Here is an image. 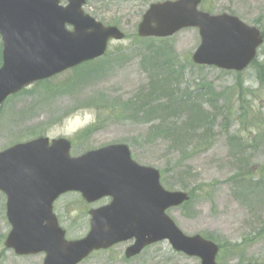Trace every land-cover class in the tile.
Masks as SVG:
<instances>
[{"label":"rangeland","instance_id":"rangeland-1","mask_svg":"<svg viewBox=\"0 0 264 264\" xmlns=\"http://www.w3.org/2000/svg\"><path fill=\"white\" fill-rule=\"evenodd\" d=\"M164 1L88 0L85 13L118 26L126 40L111 43L98 64L35 84L5 102L0 152L38 136L68 138L75 157L125 144L138 164L159 170L164 188L192 195L188 204L168 211L185 235H201L223 247L219 264H264V45L246 71L228 73L191 65L199 32L183 30L162 45L169 59L162 65L161 57L147 51L150 44L155 52L161 44L137 40L136 31L148 6ZM200 10L236 16L264 35V0H203ZM152 87L158 99L147 98ZM156 100L163 109L157 104L141 110ZM129 102L134 106L126 109ZM151 108L156 112L149 114ZM195 109L213 118L208 128L198 117V123L190 119ZM259 182V189L251 187ZM88 208L76 194L55 205L69 239L87 234ZM9 231L0 194V264H42L43 255L18 257L6 249ZM129 245L94 254L82 264H201L176 253L169 242L126 261Z\"/></svg>","mask_w":264,"mask_h":264},{"label":"water","instance_id":"water-1","mask_svg":"<svg viewBox=\"0 0 264 264\" xmlns=\"http://www.w3.org/2000/svg\"><path fill=\"white\" fill-rule=\"evenodd\" d=\"M86 0H0V33L4 65L0 70V102L34 82L51 78L103 56L111 39L122 40L118 28H107L82 7ZM201 0L152 5L138 35L169 38L195 27L200 47L193 55L199 65L243 71L256 57L263 38L259 29L226 14L210 16L197 10ZM66 25L73 27L69 31ZM70 142L39 138L0 154V191L7 196L12 231L6 245L16 255L44 252L43 264H78L94 250L136 240L126 250L135 257L146 246L170 242L177 252L197 257L201 264H217L219 248L203 237H186L166 215L189 196L168 192L156 169L137 165L126 145L70 157ZM80 193L87 203L111 198L112 203L90 211L91 230L80 241L65 240L53 211L57 198Z\"/></svg>","mask_w":264,"mask_h":264},{"label":"trees","instance_id":"trees-1","mask_svg":"<svg viewBox=\"0 0 264 264\" xmlns=\"http://www.w3.org/2000/svg\"><path fill=\"white\" fill-rule=\"evenodd\" d=\"M158 42V44H161V45H159V47H158V49H157V51L155 52V47H154V45H149L148 46V48H147V51H151L154 55H155V57H157V58H160L161 57V59H163L162 61H161V64L162 65H167L168 64V62H169V59L167 58V56H166V53H164L163 52V50H162V45L164 44V43H166V41H164V40H159V41H157ZM153 54H152V56H153ZM166 61V62H165ZM95 63H97V62H95ZM95 63H92V64H90L89 66H93V65H95ZM153 88V87H152ZM154 93H155V95H154ZM157 94H158V90H154V88L152 89V91H151V93L149 94V95H147L148 97L147 98H150V99H152V97L154 98V99H158L159 97L157 96ZM149 99V100H150ZM158 104V106L161 108V109H163V107H164V105H163V102L162 101H160V100H156V101H154V102H151V104H149L148 106L146 105H141V110H145V109H147V108H150V107H152L153 105H157ZM133 104H132V102H129V104L127 105V108L126 109H128L129 107H132L133 108ZM166 108V107H165ZM200 109L202 110V109H204V108H202V107H200ZM122 111H119L118 113H121ZM156 112V110L154 109V108H151V111H150V113L149 114H151V113H155ZM145 114H148V113H145ZM145 114H143V115H145ZM195 116L194 117H190V119H192L194 122H196V123H198V119H200V121L201 122H203L205 125H206V128H208L207 126H208V124L210 123V122H212V119L213 118H211L208 114H205V115H203V114H201L200 112H197L196 111V109H195ZM99 115H100V113H99ZM197 117H198V119H197Z\"/></svg>","mask_w":264,"mask_h":264}]
</instances>
